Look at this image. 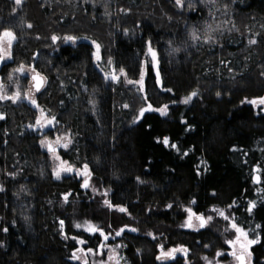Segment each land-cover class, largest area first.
I'll return each instance as SVG.
<instances>
[{
	"label": "trees",
	"instance_id": "trees-1",
	"mask_svg": "<svg viewBox=\"0 0 264 264\" xmlns=\"http://www.w3.org/2000/svg\"><path fill=\"white\" fill-rule=\"evenodd\" d=\"M216 1L0 0V34L16 36L0 73L47 77L35 103L0 98V264H94L73 259L80 240L116 264H205L230 232L185 223L215 208L264 264V0ZM41 109L60 130L33 126ZM56 131L62 177L41 146Z\"/></svg>",
	"mask_w": 264,
	"mask_h": 264
},
{
	"label": "rangeland",
	"instance_id": "rangeland-1",
	"mask_svg": "<svg viewBox=\"0 0 264 264\" xmlns=\"http://www.w3.org/2000/svg\"><path fill=\"white\" fill-rule=\"evenodd\" d=\"M216 2L217 1L214 0V2H212V3L214 4ZM6 31H9V30H6ZM4 32L5 31H3L0 34V37H3ZM12 34L14 36V39H11V46L10 47L8 45V39L9 38H3V49H4V51H7L9 53L8 56H5L2 59L3 62H8L12 58V47L16 41V36L14 35V33H12ZM69 40L74 41L73 38L69 39ZM0 55H3V52H0ZM21 68L23 70L18 71V69H21ZM35 74L41 75L45 80V84L47 83V77L43 73H40L39 71H37L34 68V66H32V65L27 66V65L23 64L22 66L13 69L11 74L7 75L6 77L0 73V97L7 98V95L9 94L10 90L15 88V91H14L15 95L11 96L13 99H17L20 101L21 100H27V101L33 103V101L36 99V95H37V92L34 91V86H33L34 85L33 77ZM26 76L28 77L27 88L24 89L25 85L22 84L23 83L22 81L24 80L23 77H26ZM105 76H106V79L108 81H117L119 79V74L116 72V70L114 69V67L112 65L106 70ZM113 76H115L116 79H113ZM140 81L137 84L139 86H142L143 81H142V83H140ZM44 87H45V85H44ZM20 92H22L24 94H21ZM38 121H39V123H38ZM49 121L51 123H48ZM33 126L37 127L38 131L41 134H45V132H47L48 129H50V128L55 129V130L56 129L60 130L57 127H55L56 126L55 121L48 116V113L44 109L40 110V113L37 116V119L35 120V122L33 123ZM56 132H55L56 135H54L53 137L49 136V135H47V137H43L41 139V146L44 150L49 152L51 165H52L53 170H54V175L56 177H62L63 175L72 173L73 169L69 165L68 162L63 161L61 159V156L58 154L56 149L57 148H63V147L68 148V146L70 144V137H69V135H67L64 132H62V133H60V132L56 133ZM65 145H67V146L65 147ZM65 168H71L72 170L71 171H65V170H63ZM57 171H59V176L56 175ZM81 173H84V172H81ZM81 173H80V176L82 178V181L85 183V181L87 180V177H85V174H81ZM215 209H218V208H215ZM218 210H222V209H218ZM222 211L224 212L225 216H228L224 210H222ZM191 213L193 215H192V219H191L192 227H190V228H200L201 227V221L199 219H197V217H203L204 220L206 221V223H204L203 226H205V227H207V226L212 227L213 226L214 227L216 225H219V226H222L221 228H222L223 234L230 232V237L227 238V240H226V244L228 245V251H226V252L231 255L230 260H228V261L222 260L221 258L223 257L224 254H226V252L219 251V253H221V255H219V256L216 255V256L210 257V258L205 257V258H207L204 260L205 264H209V262H211V264H238L239 260L236 258V256L232 255L233 251L236 252V255H239V254L244 255L245 264L251 263V260H252L251 246L248 247L247 252H244L240 247L241 243H246V239L243 236H241L240 241L238 243H235L234 245L228 243V241H236L237 236L239 235V233H237L235 229L231 228V223H233V221H231L230 218L226 220V219H224V217L220 216L217 211H214V210H213V214H208V215H206V214H195L193 212H191ZM208 217H211L212 219L208 220ZM188 220H189V213H188L185 224H187ZM83 222L86 223V221H83ZM80 241H79V243H80ZM83 242L84 243H80L79 248L74 252L75 255L80 257V259H75L77 262L86 261V262H90V263L93 262L94 264H116L117 250L113 249V247L108 246V245L106 247H104V248H108V251H106L107 253L104 256V258L102 259V257H97L95 255V251H93L92 249H91L92 251L89 252L88 251L89 249L84 248L85 241H83ZM175 249H180V248H175ZM171 250H173V249L165 250L163 252L167 253V252H170ZM179 252H181V251H176L173 254H176ZM248 253H250V256L248 255ZM171 256H169V257H171ZM169 257L161 258V260H166Z\"/></svg>",
	"mask_w": 264,
	"mask_h": 264
},
{
	"label": "snow or ice",
	"instance_id": "snow-or-ice-1",
	"mask_svg": "<svg viewBox=\"0 0 264 264\" xmlns=\"http://www.w3.org/2000/svg\"><path fill=\"white\" fill-rule=\"evenodd\" d=\"M15 2H16L17 4H19V3L21 2V0H15ZM177 3H180V0H177ZM29 26H30V25H29ZM3 38H9V39H8V45H9V47H10V46H11V39H14V36H13V34H12L10 31H5V32L3 33V37H0V52H3V55H0V59H3L5 56H8V55H9V53H8L7 51H4V49H3ZM53 39L55 40L56 37H53ZM68 39H72V38L69 37ZM149 51H151V48L149 49ZM152 55H153V59H155V53H154V52L152 53ZM96 58H97V59L100 58V57H99V45H97V54H96ZM22 70H23L22 68H21V69H18V71H22ZM121 71H122V70H121ZM33 79H37V77H33ZM113 79H116V77L113 76ZM142 81H143V74L141 75V81H140V83H142ZM129 83H132V81H129ZM39 86H40V85L38 84V85H37V88H39ZM17 95H18V94H17ZM195 95H196V93L193 92L190 96L186 97L185 100H184L183 102H184V103H188V102L191 100L192 96H195ZM0 98H3V97H0ZM33 103H35V101H33ZM249 103H253V104H255V103H257V101L253 100V101H249ZM258 103H260V104H264V98H261V99L258 101ZM150 107H151V106H149V108H150ZM146 110H148V109H142V110H141V113H140L141 116L143 115L144 111H146ZM166 110H167V105H165L164 109H161V110H159V111H161V112L163 113V112H165ZM38 123H39V121H38ZM48 123H51V122L49 121ZM164 143H165V144L168 143L167 138H165ZM66 146H67V145H65V147H66ZM172 146L175 147V145H172ZM86 169H87V166L85 165V170H86ZM63 170H65V171H71L72 169H71V168H65V169H63ZM85 174H86V173H85ZM56 175L59 176V171H57ZM258 180H259V177H257V181H258ZM87 186H88V183H87V180H86V181H85V184H84V187H87ZM65 199H67V197H65ZM254 206H255L254 203H252V204H251V207H254ZM120 210H121V211H125L124 209H120ZM249 210H251V208H250ZM188 211H189V220H188L186 226H187V227H192L191 219H192V215H193V214L191 213V210H190V209H189ZM214 211H217V212L219 213L220 216L224 217V219H226V220L229 219L228 216H225V214H224V212H223L222 210L214 209ZM197 219H199V220L201 221V226H203L204 223H206V221L204 220L203 217H197ZM211 219H212L211 217H208V220H211ZM61 227H63V221H61ZM76 227H77V228L84 227L85 230L90 231V232L100 231V229H98L95 225H92V224H90V223H88V222H86L85 225L77 224ZM258 227H259V226H258ZM231 228L235 229L236 232L239 233V235L237 236L236 241H228V243L234 245L235 243H238V242L240 241V237L243 236V237L246 239V243H241V244H240V247H241V249H242L244 252H247L249 246H251V245H253V244H256V243L258 242V240H248V239H247V233H245V232L243 231V229L239 228L234 222L231 223ZM121 231H123V229H121ZM116 234H117V235H120V232H117ZM101 235H103V232H102V231H101ZM104 239L107 240L108 237H107V236H104ZM80 243H84V242H83V241H80ZM88 251L91 252L92 250L89 249ZM113 251H114V250H113ZM176 251H185V252H186V249H173V250H171L170 252H167V253L162 252L161 257H158V259H161V258H167V257L171 256V255H172L174 252H176ZM217 255L219 256V255H221V253L218 252ZM232 255H233V256H236V258L240 261V264H244V255H243V254H241L240 256H237V255H236V252L233 251V252H232ZM248 255L250 256V253H248ZM73 259H80V257L77 256V255H75V253H74V254H73ZM205 259H207V258H205ZM209 264H211V262H209Z\"/></svg>",
	"mask_w": 264,
	"mask_h": 264
},
{
	"label": "water",
	"instance_id": "water-1",
	"mask_svg": "<svg viewBox=\"0 0 264 264\" xmlns=\"http://www.w3.org/2000/svg\"><path fill=\"white\" fill-rule=\"evenodd\" d=\"M1 66H2V60H0V69H1ZM34 77H37V79H34V91L35 92H38V91H40L42 88H43V86H44V83H45V80H44V78L41 76V75H39V74H35L34 75ZM40 85L39 86V88H37V85ZM257 171V168H255V172ZM257 177H259V180L257 181ZM254 181H255V183H259V181H260V176H259V174L258 173H255L254 174ZM203 227V226H202ZM241 254H239V255H237V256H240ZM238 264H240V261H238ZM244 264H245V258H244Z\"/></svg>",
	"mask_w": 264,
	"mask_h": 264
}]
</instances>
